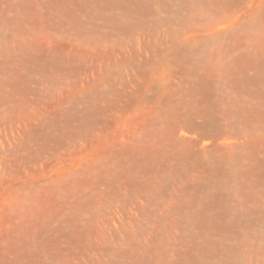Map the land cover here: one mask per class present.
Listing matches in <instances>:
<instances>
[{
	"label": "rangeland",
	"instance_id": "374dc122",
	"mask_svg": "<svg viewBox=\"0 0 264 264\" xmlns=\"http://www.w3.org/2000/svg\"><path fill=\"white\" fill-rule=\"evenodd\" d=\"M0 264H264V0H0Z\"/></svg>",
	"mask_w": 264,
	"mask_h": 264
}]
</instances>
